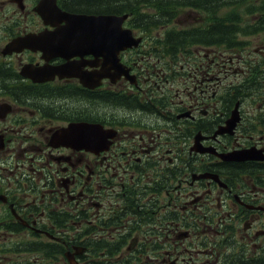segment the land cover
Here are the masks:
<instances>
[{"label": "flooded vegetation", "instance_id": "flooded-vegetation-1", "mask_svg": "<svg viewBox=\"0 0 264 264\" xmlns=\"http://www.w3.org/2000/svg\"><path fill=\"white\" fill-rule=\"evenodd\" d=\"M0 1V264H264V0H124L117 50L55 40L112 0Z\"/></svg>", "mask_w": 264, "mask_h": 264}, {"label": "water", "instance_id": "water-1", "mask_svg": "<svg viewBox=\"0 0 264 264\" xmlns=\"http://www.w3.org/2000/svg\"><path fill=\"white\" fill-rule=\"evenodd\" d=\"M65 19L68 24L65 27V30H69L70 24L71 25L76 24L79 25L80 33L84 31L87 32L89 35H91L93 38L94 36H96V38L104 40V33L117 34V39L119 38V34L121 33L120 27L125 17L116 16V15H111V16L110 15H102V16L75 15V17L72 18L66 17ZM110 25H111V29L109 28ZM103 45L104 44H98L96 46L103 47ZM113 62H117V58L116 59L113 58Z\"/></svg>", "mask_w": 264, "mask_h": 264}, {"label": "trees", "instance_id": "trees-1", "mask_svg": "<svg viewBox=\"0 0 264 264\" xmlns=\"http://www.w3.org/2000/svg\"><path fill=\"white\" fill-rule=\"evenodd\" d=\"M146 2V3H150V4H155L157 5L159 8L165 9V5H167L168 3H164L163 0H126V2H128V7L129 9L132 10H137V6L139 2ZM177 3H186L188 5L191 6H200L201 4H208V7H210L212 4L214 5L215 1L214 0H174ZM237 1H242V0H237ZM115 0H112V11L113 12H117L119 10V6L117 7V4L115 3ZM123 2V1H121ZM84 6V5H83ZM92 8H100L103 9V7H107L104 2L103 3H95L94 6L90 5ZM85 7V6H84ZM146 21V20H145ZM227 33V31H225V34ZM231 31L228 30L227 35H230ZM186 39H189L188 37H185ZM191 40H195V41H199V32H193L192 36L190 37Z\"/></svg>", "mask_w": 264, "mask_h": 264}, {"label": "rangeland", "instance_id": "rangeland-1", "mask_svg": "<svg viewBox=\"0 0 264 264\" xmlns=\"http://www.w3.org/2000/svg\"><path fill=\"white\" fill-rule=\"evenodd\" d=\"M0 2H2V1H0ZM47 2V1H46ZM2 3H4V2H2ZM5 4H7V3H5ZM46 7H48V8H52L53 7V5L48 1L47 3H46ZM54 8V7H53ZM193 20V18L192 17H188L187 19H185L184 21L185 22H187V23H189V22H191ZM65 32H67V31H65ZM124 37V36H123ZM254 40H256L254 43H256V44H258V45H260L259 43H258V41H259V39H254ZM45 102H47L48 100H44Z\"/></svg>", "mask_w": 264, "mask_h": 264}, {"label": "bare ground", "instance_id": "bare-ground-1", "mask_svg": "<svg viewBox=\"0 0 264 264\" xmlns=\"http://www.w3.org/2000/svg\"><path fill=\"white\" fill-rule=\"evenodd\" d=\"M116 2V4H120V3H122L121 1H124V0H115ZM58 31H59V33L57 34L56 32H55V34H57V36H56V38H55V40H57L56 42H58L59 40V35H60V33H62V32H64L65 31V28H61V27H59L58 28ZM115 44V43H114ZM74 131H76V130H71L68 134H72L73 135V133L72 132H74Z\"/></svg>", "mask_w": 264, "mask_h": 264}]
</instances>
